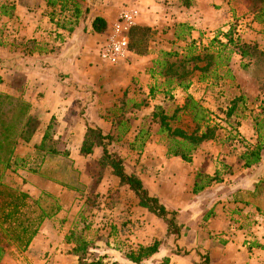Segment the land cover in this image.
Here are the masks:
<instances>
[{"label": "rangeland", "instance_id": "1", "mask_svg": "<svg viewBox=\"0 0 264 264\" xmlns=\"http://www.w3.org/2000/svg\"><path fill=\"white\" fill-rule=\"evenodd\" d=\"M43 1L51 5L53 0ZM59 1L69 9L68 12L52 8L46 12L54 24L65 26L62 23L66 22L64 18L76 14L72 11L75 4L81 9L84 6L80 0ZM182 1L184 5L190 3V0ZM214 1L209 4L210 12L200 20L196 38L190 41L176 39V34L180 33L179 25L187 23L151 28L149 52L144 56L128 53L114 65L103 63L97 53L113 24L109 31L107 27L102 40L93 45L91 43L94 42H90L88 53L98 55L102 64L89 74L83 99L85 106L71 109L72 118L67 114L56 119L53 117L56 120L52 121L54 129L50 128L45 142V146L54 148L59 155L73 153L72 157L64 156L56 163L54 179L60 210L54 219L45 223L46 230L39 244L40 254L30 252L29 247L21 252L10 246L0 264H75L77 257L72 251L78 246V240L85 242L83 246L90 259L95 256V260L101 259L105 264H133L126 260L125 254L155 241L159 242L157 253L140 264H243V248L246 250L248 247L245 244L250 230L248 224L253 220L249 218L264 209V175L261 177L263 172L259 171V183L253 191H238L242 198L248 200L249 206H232L228 202V168L231 164L232 168L236 165V169H240L238 158L250 144L240 133V127L244 125L245 128L247 124L248 131H251V127L264 116V108L260 107V103H264V34L263 26L254 21L247 0ZM14 4L15 0H0V48L30 50L35 47L34 43L30 40L25 42L24 38L20 40L16 24L11 22ZM128 8L132 5L123 3L119 14ZM230 29L242 44L249 45L246 49L249 56H233L237 73L231 67L221 68L216 72L217 79L200 82L199 72L195 71L187 91L165 83L159 74L166 69L165 66L160 69L159 64L164 60L163 52L176 54L177 58L167 59L174 62L186 56L188 44L194 41L196 53H201V49L217 34ZM187 66L190 68L193 63L189 62ZM18 82H22V76L18 77ZM188 96L198 103L205 120L214 127L218 137V141H207L199 146L190 163L167 155L169 139L167 135L158 133V119L151 122L155 107L160 106L170 118L172 128L192 132L196 127L194 115L189 109H182ZM92 117L102 121L100 126H92L100 128L105 135L113 136L108 151L123 160L127 172L133 168L144 188L156 196L166 210L175 213L179 236L167 235L166 224L139 207L128 186L121 185L109 167L101 169L98 165L101 148H95L87 157L79 155L82 139L76 141V132L80 134ZM119 120L125 122L128 131L118 139ZM32 124L36 125L35 119ZM106 127L107 130L104 129ZM141 130L149 136L138 149L142 137L135 139ZM208 177L213 178L209 185L194 193L195 183L205 184ZM65 186L68 197L63 196L60 201L59 194ZM42 199L44 207L52 206V198L49 200L45 196ZM251 212L252 215H245Z\"/></svg>", "mask_w": 264, "mask_h": 264}, {"label": "crops", "instance_id": "2", "mask_svg": "<svg viewBox=\"0 0 264 264\" xmlns=\"http://www.w3.org/2000/svg\"><path fill=\"white\" fill-rule=\"evenodd\" d=\"M211 1L190 0V3L184 5L182 0H80L84 7L81 9L77 4L74 8L72 6V11L76 14L74 17L64 18L66 22L62 23L65 26H59L48 18L46 10L52 8L54 11L61 12L62 9H65L68 12L69 9L64 7L61 1L53 0V5H50L43 0L32 2L15 0L14 19L11 22L16 24V33L18 32L19 39L24 38L25 42L30 40L35 47L24 51L18 49L9 51L0 48V92L14 98H21L30 105L28 129L31 134L28 142L22 138L17 140L8 169H4V165L0 163V186L8 185L27 194L32 199L46 196L49 200L52 198L54 203L57 201V185L54 179L56 163L59 158L65 157L49 151L37 150L35 146L41 144L44 136L49 134L51 127L54 129L52 121L55 122L56 118L63 117L65 114L72 118L71 109L85 106L83 99H85V92L88 88L86 83H89V74L102 64L98 55L93 56L88 53L90 42H94L91 43L93 45L100 41L104 35L92 31V22L96 17L105 20L109 31L111 25L118 18L119 7L123 3H129L132 8L139 11L137 25L154 29L187 23L192 28L190 35L186 38L190 41L195 39L198 34L197 29L201 25V18H205L206 13L210 12ZM70 18L72 19L70 20ZM234 61L235 57H232V65L230 63L228 68L231 67L237 73V67L233 65ZM235 73L234 75H236ZM20 76H22L21 83L18 82ZM262 94L264 95V91ZM262 101L264 102L263 98ZM260 107L264 108V103H260ZM33 119L36 120V125L32 124ZM88 122V126L94 127L91 124L100 126L102 121L92 117L90 120L88 119ZM67 125L70 128L68 123ZM252 128L251 131H248L247 124L245 128L243 125L240 127L242 131L240 133L250 140L254 136ZM84 129L85 126L81 129L80 134L76 132L77 142L82 139L81 135ZM104 129L107 130V127ZM69 132L71 133L70 129ZM73 150L75 151V149ZM72 155L73 153L68 158ZM229 166L232 168L231 164ZM231 168H228V202L232 206H249L248 200L242 198L239 192L253 191L256 188V184L259 183V171L263 172L261 177L264 175V156L254 167L244 169L240 164V172L236 169V165ZM63 196L68 197L66 186L64 191H60V201L63 200ZM255 205L259 206L258 203ZM243 211L248 210L243 209ZM247 214L252 215L253 212L245 215ZM228 216H230L229 212ZM263 216L264 209L261 208L259 212L256 211L255 217H248L257 220V222L252 220L248 224L250 230L246 235L247 242L245 243L248 247L246 250L243 248V264H264ZM54 217L46 219L42 223L28 248L30 252L37 251L40 254L39 244L46 230L45 223H49Z\"/></svg>", "mask_w": 264, "mask_h": 264}, {"label": "trees", "instance_id": "3", "mask_svg": "<svg viewBox=\"0 0 264 264\" xmlns=\"http://www.w3.org/2000/svg\"><path fill=\"white\" fill-rule=\"evenodd\" d=\"M250 4V11L253 14L255 22L263 26L264 34V0H247ZM259 6V7H258ZM180 33L176 34V39L184 41L192 30L187 24H180ZM107 30V24L104 19L96 17L92 22V31L97 34H103ZM153 30L145 26H134L128 32V51L138 56H144L149 52L148 42ZM233 29L226 33L217 34L209 41L206 47L201 49V53H196V43L190 42L186 48V56L170 62L168 58H177L173 52H163L164 60L159 62L160 69L164 68L159 74L164 77L165 83L173 88H179L187 91L192 84L191 76L193 72H199L198 80L200 82L207 79H217L218 69L227 68L231 63L234 55L241 58L247 57L249 45L242 44L238 37L234 36ZM193 63L192 67H188V63ZM203 63V65H199ZM189 109L194 115L193 121L196 123L195 129L188 133L181 128H172L169 123V117L163 113L160 106L155 107V111L151 116V122L156 119L159 124L158 133L167 135L170 146H168L167 155L177 157L186 163L191 162L193 152L199 148L204 142L218 141L214 127L208 124L205 116L199 108L197 102L187 97V102L182 109ZM30 105L21 98H14L10 95L0 92V163L4 165V169L9 168V162L13 154L14 147L19 138L28 142L31 131L28 129L30 118L28 113ZM232 109L230 110V112ZM229 112V114H230ZM171 118H174L172 116ZM202 122V124H201ZM117 138L122 137L127 131L128 126L125 122L119 120L117 122ZM119 127H122L120 130ZM82 141L79 147V155L87 157L92 154L95 148H101L102 153L98 160L101 169L109 167L112 174L119 179L121 185H126L134 194L138 201V206L145 209L150 214L166 224L167 235L179 236L180 230L175 222L174 212L166 210L159 202L156 196L151 195L144 188L135 170L127 172L123 164V160L107 149L113 141L112 135L103 134L98 127H85ZM254 136L248 140L246 150L239 156L242 168L247 169L256 166L264 156V116L253 126ZM149 134L145 130H141L136 137H142L138 149H141L142 143L148 138ZM49 138V137H48ZM115 138V139H117ZM47 135L44 136L40 145L35 146L37 150L49 151L51 153L60 154L54 148L45 146ZM68 156L67 152L61 154ZM213 178H207L205 184L199 185L195 183L193 187L194 193L203 190L208 186ZM45 201L42 198L32 199L27 194L13 189L8 185L0 186V262L7 253L10 246L23 252L30 246L32 240L38 233L42 223L49 218L54 217L60 210L57 201L51 206L44 207ZM78 246L73 249V256L77 257L75 264H105L101 259L94 260L88 257L84 248V241L78 240ZM159 242L155 241L147 246H138L136 251L125 254L127 261L133 264H140L143 260L156 254ZM168 259L165 260L167 263ZM112 264H116L113 262Z\"/></svg>", "mask_w": 264, "mask_h": 264}, {"label": "built area", "instance_id": "4", "mask_svg": "<svg viewBox=\"0 0 264 264\" xmlns=\"http://www.w3.org/2000/svg\"><path fill=\"white\" fill-rule=\"evenodd\" d=\"M139 12L134 8L122 10L104 44L99 48V58L103 63L114 65L124 59L128 51V32L137 26Z\"/></svg>", "mask_w": 264, "mask_h": 264}]
</instances>
